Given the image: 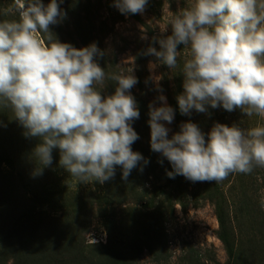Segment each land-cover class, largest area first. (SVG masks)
<instances>
[{"label": "clouds", "instance_id": "9594fccd", "mask_svg": "<svg viewBox=\"0 0 264 264\" xmlns=\"http://www.w3.org/2000/svg\"><path fill=\"white\" fill-rule=\"evenodd\" d=\"M148 2L113 0V5L135 15ZM13 7L18 18L0 21V104L13 109L26 135L40 138L33 151L39 160L36 174L52 163V149L58 148L60 166L77 183L103 184L114 177L116 166L126 180L140 161L148 163L131 147L139 138L132 122L140 113L130 93L137 78L131 69L107 75L96 61L104 53L95 43L78 49L53 40L50 26L66 15L58 0L47 5L14 0ZM169 24L171 35L153 38L159 50L149 46L144 54L174 69L178 45H184V91L177 96L181 114L222 106L264 118V0H187ZM106 79L117 87L102 96ZM158 99L161 106L149 105L150 144L170 162V178L216 184L264 168V125L241 129L215 123L205 139L195 123L186 122L169 138L161 121L171 124L175 113L163 95Z\"/></svg>", "mask_w": 264, "mask_h": 264}, {"label": "trees", "instance_id": "16d2710c", "mask_svg": "<svg viewBox=\"0 0 264 264\" xmlns=\"http://www.w3.org/2000/svg\"><path fill=\"white\" fill-rule=\"evenodd\" d=\"M49 2L43 0L45 5ZM58 3L66 15L59 23L50 26L52 34L64 25L65 36L68 35L76 44L80 41L79 46L73 44L75 48L95 43L104 53L96 57L97 63L107 75L115 74L116 55L105 50L104 41L127 15L133 19H138V15L122 14L113 5V0H58ZM13 5L14 0H0V21L14 19L8 11ZM69 18L71 23L68 22ZM43 39L47 40V34ZM183 48L184 45H178L180 53H183ZM181 68L180 63L179 70ZM138 78L142 82L141 73ZM116 87L115 81L106 79L101 89L102 96L114 94ZM183 90V80L176 81L170 101L175 113L176 133L183 123L192 122L205 133L207 139V133L215 123L230 127L235 125L234 111L229 112L222 106L216 109L208 106L205 113L192 110L190 114H181L177 96ZM136 102L140 115L132 125H135L139 138L131 147L148 163L140 161L129 176L132 179L137 175L135 171H138L146 180L155 178V196L148 206L142 204L145 211H138L136 205L127 210L134 213L135 219L141 213L144 215L135 225L134 237L129 238L127 230L117 227V223H124L125 219L117 222L116 216L105 210L104 226L109 239L105 245L92 247L90 255L96 259V264H135L145 250L155 261H166L164 255L168 251L169 238L165 219L167 216L174 218L178 204L185 210L187 208L185 199L190 190L189 182L182 175L170 178L167 175V172L173 171L170 162L161 153L152 151L150 140H146L140 131L137 132L140 127L149 126L150 109L147 110L143 99ZM9 124L12 128L8 127ZM25 133L26 129L14 117L13 109L0 104V264L72 263L76 258L71 257L75 255L78 259L84 251L81 250L79 237L85 235L88 229L85 230V224L83 226L78 220L79 209L75 207L74 198L63 192L64 188H49L45 180L52 171L43 166L42 174H36L39 160L33 151L41 140ZM55 154L60 156L58 148L52 149V155ZM2 164L9 166L8 172L2 170ZM122 171L120 166H116L115 175ZM160 182H164V185H158ZM203 184L198 192L202 199L215 206L219 224L217 238L227 254L225 264H264V207L261 206L264 200V168L257 167L251 174H231L216 184L215 181H204ZM106 188L107 191L101 193L98 200L112 204L119 194L110 193L108 183ZM151 207L155 209L152 215L147 211Z\"/></svg>", "mask_w": 264, "mask_h": 264}, {"label": "rangeland", "instance_id": "374dc122", "mask_svg": "<svg viewBox=\"0 0 264 264\" xmlns=\"http://www.w3.org/2000/svg\"><path fill=\"white\" fill-rule=\"evenodd\" d=\"M186 4L187 0H149L144 12L137 14L138 19H133L127 15L126 19L116 26L114 33L106 37L104 41L103 47H105V50L116 55L117 67L115 68V74L126 73L131 69V74L137 78L138 82L130 90V93L136 101L143 99L145 106L148 107L147 110L150 104L159 107L164 103L158 99L161 95L166 98L167 105L171 107L170 101L175 90V83L184 79L182 68L179 70V66L181 63L183 67L186 49L178 56L177 67L174 69L160 63L155 56L145 55L144 53L149 46L156 47L159 50L160 46L153 38L155 37L158 40L171 35L172 29L169 21L177 10L186 6ZM10 8L13 10L9 14L14 19L18 18L15 9L12 6ZM68 22H72L70 18ZM165 27L167 30L162 32L161 30ZM142 37L147 38L142 39ZM52 38L53 40L57 39L60 42L69 43L72 46L76 44L70 40L68 35L65 36L64 25L60 27L58 32L52 34ZM76 45L79 46L80 41ZM139 73H141L142 82L138 80ZM139 83L141 84L139 85ZM234 113V123L241 129L264 125V118L255 115L247 117L239 109L234 110ZM174 119L171 124L161 121L169 129V138L176 133L174 131ZM8 127L12 128V125L9 124ZM132 127L136 130L134 124ZM139 131L146 140L151 139L150 125L144 128L140 127L137 132L139 133ZM59 160L60 156L58 154L52 155V163L44 166V168L52 171L51 174L47 175L45 181L49 184L50 189L64 188L65 191L63 192L74 198L75 207L79 209L78 220L83 226L85 224V230L88 229L85 235L79 237L81 250L84 249L82 255H79L78 259L73 255L71 259H74V257L76 259L72 260V263L67 262V264H74L75 262V264H96V259L90 255L92 247L105 245L109 239V234L104 226L103 213L105 210L114 214L118 219L117 222L119 219H125L124 223L118 222L117 227L127 230L129 238L134 237L136 235V233H133V230L136 231L135 225L140 223L144 215L141 213L140 217L135 219L134 213L127 210L136 205L138 211H145L146 208H142V206H148L155 196L156 189L153 184L156 179L149 178V180H146L140 172L135 171L137 175L132 179L131 176H128L126 180L123 179L121 172L103 184L99 182L77 183V180L60 166ZM2 170L8 172L9 166L4 164ZM12 178L16 180V178ZM187 181L190 190L185 199L186 210L178 204L175 208L174 218L167 216L165 219V227L169 238L168 251L164 255V257H167L166 261H155L150 256L149 251L145 250L135 264H225L227 262L224 246L217 238L219 224L216 218L215 206L202 199L198 192V188L202 187L204 182ZM107 183L110 184L108 190L110 193L116 192L119 194L112 204L99 202L98 200L99 195L105 190L107 191ZM158 185L163 186L164 182H160ZM158 203L159 200L156 201L157 206ZM147 211L152 215L155 209L151 207ZM92 239L96 241L95 244L91 242Z\"/></svg>", "mask_w": 264, "mask_h": 264}]
</instances>
